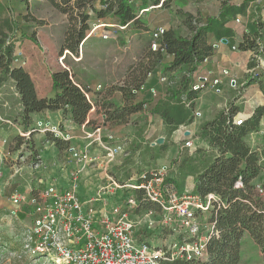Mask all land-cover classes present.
Instances as JSON below:
<instances>
[{
	"label": "trees",
	"instance_id": "trees-1",
	"mask_svg": "<svg viewBox=\"0 0 264 264\" xmlns=\"http://www.w3.org/2000/svg\"><path fill=\"white\" fill-rule=\"evenodd\" d=\"M25 0H18L23 2ZM54 7L63 13L71 15L74 24L71 25L65 35L62 45L63 50H69L78 55V48L86 38L89 29L87 23L90 18L89 10L97 18L107 16L113 21L111 23L127 25V28H140L142 17L139 12L142 9L152 7L164 8L170 0H49ZM220 10L216 15L207 16L205 24L198 27L193 25L194 18L188 14L186 17L187 27L190 34L180 36L173 29H165L160 37V49L151 52L150 64H142L141 78L135 77L134 86L124 89L122 93V104L107 106L111 110L105 111L106 120H127V117L143 109V100H135L136 93L132 89H138L148 72H151L164 57L169 58L166 70L176 71L184 68L183 74L179 76L174 86L168 87L165 98L157 100L151 107L153 114H157L163 120L168 135L173 133L179 125H187L193 121L191 102L186 107L183 99L194 100L198 91L191 89V74L196 71L205 58L213 54L211 39H226L227 44L238 49L257 50L256 36H244L243 40L236 45L233 32L226 25L238 13H243L245 3L240 6L230 4V0H219ZM160 5V6H158ZM150 8V9H152ZM1 13V10H0ZM22 13V14H21ZM19 14L27 15L20 12ZM75 15V16H73ZM18 16V14H17ZM193 18V19H192ZM196 19V18H195ZM19 19L5 18L3 23L8 30L14 34L9 40L7 33L0 28V84L7 79L14 83L15 90L19 95L21 105L20 124L24 130L33 128L32 115L40 112L60 111L62 117L70 119L74 124L81 126L85 124L90 127L94 121L90 119L92 105L85 97L84 92L78 85L82 84L73 80L68 70L62 69L51 73V93L45 97H38L34 82L28 72L22 66L12 65V55L15 48L16 33L22 36L18 24ZM144 27V26H143ZM161 27V26H158ZM30 40H35V32L27 27ZM145 30L148 27L145 26ZM3 36V37H2ZM252 70L246 76L241 89L254 84L260 77L256 70V64H248ZM175 77V76H173ZM172 77V78H173ZM171 80V78L169 77ZM78 84V85H77ZM94 99V98H93ZM239 108L230 102L225 109L220 110L208 121L201 124L198 136L203 139L211 151L202 149L195 150L194 154H186L182 159L174 158L171 164L177 165L178 172L175 176H167V182L172 183L179 191L183 192V182L188 174L193 176V189L191 193L201 198L208 194L218 196L222 205L214 209L209 217L218 230V237H212L207 246V256L203 261L189 262L182 259L162 261L161 264H237L240 259V246L242 237L248 233L253 241L264 251V198L256 191L254 179L262 172L260 154L246 141V136L256 131L260 121L264 118V105H258L252 114L240 123L235 122ZM98 110L95 108V113ZM89 120L86 122V120ZM31 126V127H30ZM33 135V132L31 133ZM17 145L26 144L32 148L29 139L26 141L22 136L12 137ZM52 141L57 147L67 142L46 133L42 143ZM35 147V145L33 146ZM165 148V144L161 145ZM38 162V160H36ZM36 162V163H37ZM239 183V184H238ZM136 211L153 208L154 205L141 200L140 193Z\"/></svg>",
	"mask_w": 264,
	"mask_h": 264
},
{
	"label": "rangeland",
	"instance_id": "rangeland-1",
	"mask_svg": "<svg viewBox=\"0 0 264 264\" xmlns=\"http://www.w3.org/2000/svg\"><path fill=\"white\" fill-rule=\"evenodd\" d=\"M249 4L248 19L246 20L245 17L242 18L240 16V23L235 25L239 28H248L250 32L254 33L255 30L264 29V0H250ZM219 6V0H170L168 6L164 8L150 7L152 9L149 8V12H139V16L141 15L142 17L140 28H126L125 30L102 25L113 21L109 16L97 18L89 10L90 18L87 21L89 29L86 31L85 41L78 48V55L71 53L69 50L62 49L64 35L67 29L74 24L71 15L58 10L49 0H25L23 2H18V0H0V28L2 27L4 33L8 32L6 35L10 37L9 40H12L14 34L8 30L3 21L5 18H10L11 20L19 19L18 24L22 31V36L16 33L17 39L15 41L17 42L15 46L23 53L26 64L22 67L26 68L25 70L28 74L30 72L33 77V82L37 86L36 94L38 97L51 92V73L65 69L70 72L75 82L91 88L94 106L99 114L100 111L105 112L103 106L106 107L107 105L103 103L106 101L114 103L115 106L120 105L122 102L121 94L118 92L119 89L133 87L135 77L141 78L143 71L141 65L150 64L152 61L153 56L151 52L154 51L151 49V43L154 39L153 34L158 26L163 27L164 30L171 28L180 36H188L190 32L186 25V20L188 19L186 15L190 14L196 22L205 24V18L213 16L219 9ZM20 12L27 13V15L22 17V13L19 14ZM145 26L148 27V30L144 29ZM27 27H31L32 31L35 32L36 41L29 39L28 34L30 31L26 29ZM92 30L93 32L90 33ZM106 34H108V37ZM260 37L262 38V34ZM258 56L264 61L263 42H260L258 52L255 50L253 56H250V58L245 57L244 61L247 60L248 64H256L260 60ZM168 63L169 58L164 57L161 62L156 63L157 65L151 72L146 74L141 83L149 86L148 88L154 87L159 78L165 75L175 82L173 85L166 84V86L169 88L174 86L177 82L176 78H179L185 69L182 67L176 71L166 70ZM12 65L18 66L17 64ZM256 70L258 71L259 69ZM2 85L1 90L5 94L8 104L0 106V118L4 119V121L0 120V253L3 251L1 246L10 240H15L24 226L29 223L26 213H20L18 217H11L8 214L11 193L17 189L27 195L33 187H36L34 186V182H36L34 179L38 177L40 184L46 183L47 179L45 180V178H48L53 183L59 184L60 182L63 186L66 185L68 187L70 181L69 174L76 167L75 162L68 153L67 145L62 143L57 147L52 141L42 143L46 134L34 132L29 137H23L26 141L29 139L32 148L27 147L26 144L17 145V142L12 140L13 136L19 135V130L16 126L21 121L18 118L20 102L14 83L10 79H7ZM168 87H164L162 92H165ZM154 88L156 90L159 89ZM255 95H257L255 89L245 92L248 102L253 101ZM142 97L148 98L149 94L144 93ZM103 98L104 102L102 101ZM2 108H7V112L5 113ZM98 114H92L91 119L96 121ZM137 119H139L137 114H131L127 117V121L123 120L122 123L137 124ZM142 119L146 120V118ZM60 124L63 127V123ZM67 129L74 136L80 134L77 129L71 127ZM158 132L160 133V137L164 138L163 142H165L171 152H175L176 145H178L177 149H179V146H182L186 142L182 132H177L172 137L165 133L163 129L156 131L155 134H152V132L144 133L145 141L153 139ZM117 134L122 136L124 133L121 134L119 131ZM258 134L253 135V141L249 139L248 143L251 144L252 148H258L262 172L257 178L256 185L264 189V131L262 134ZM74 140L73 143H70L71 145H78L81 142L77 139ZM34 145L35 147H33ZM125 152L124 147V152L116 158L119 156H122V159L126 158L123 156ZM36 162L38 166H36ZM155 167L152 166L151 169ZM90 168L92 169L93 178L98 177L95 174L100 175L102 172L99 166H92ZM114 168L112 167L109 170V174L115 179L114 172L116 171ZM127 172V176L124 173L121 179H126L129 176L135 178L139 173L138 170H128ZM118 173L116 172V175H119ZM171 175L175 176L173 172H171ZM86 186L88 187V185ZM87 187L78 183L77 193L85 199L92 194L88 191L89 187ZM183 191L188 192L189 190L183 186ZM122 192L123 196L130 193L129 190L125 189ZM137 215H140V213H137ZM196 215L197 220L200 222L209 219V214ZM135 236L139 241H149L156 248H166L175 239V234L168 229L161 232H147L143 224L138 226ZM10 263L13 264V262ZM237 264H264V251L259 248L250 236L241 241L240 259Z\"/></svg>",
	"mask_w": 264,
	"mask_h": 264
},
{
	"label": "built area",
	"instance_id": "built-area-1",
	"mask_svg": "<svg viewBox=\"0 0 264 264\" xmlns=\"http://www.w3.org/2000/svg\"><path fill=\"white\" fill-rule=\"evenodd\" d=\"M144 11L147 9H142L140 13ZM200 24L193 20V25H204ZM102 25L119 30L127 28V25L120 24ZM163 31V27H158L154 32L151 43L153 51L161 48L159 42ZM222 43H227L226 39L216 40L212 48ZM12 64H26L23 53L17 46L13 51ZM210 73L196 76L191 74V89L201 91L209 87L215 93H221L222 80L220 77L210 79ZM221 74L228 76L229 71L222 69ZM160 81L167 85L175 83L165 75L160 77ZM228 83L234 87L236 82L234 78H229ZM78 86L92 105L91 119L95 113L91 88ZM144 87L143 84L138 89H132V92L137 94ZM148 92L151 99L156 98L157 91L154 87L148 88ZM192 101L182 100L185 106H190ZM147 107L148 103L145 102L143 108ZM194 115L200 116L201 113L196 111ZM106 118V113L100 112L98 119L93 120L90 127L85 124L80 126L78 136H74L68 127H61L48 119L37 120L29 130H19L22 137H29L32 132H49L67 143L77 139L83 145L67 146L76 167L69 174L70 181L66 189L46 184L43 189H32L27 195L17 189L11 193L8 214L18 217L20 213H26L29 223L15 240L1 246L3 251L0 253V264H161L162 261L175 259L196 262L206 258L209 240L219 234L212 220L200 222L196 214H209L210 217L213 204L217 203V207L222 205L218 196L208 194L201 198L191 191L179 193L172 183L167 182L169 165L142 170L132 180H114L109 174L110 165L124 152L125 142H117L115 135L105 129ZM88 120L89 118L86 122ZM241 121L242 119L235 118L236 123ZM191 145L190 141L184 143L187 148ZM92 147L97 152H91ZM92 166L101 168L105 183L98 187L96 194L82 199L77 193L79 178ZM255 187L257 193L264 198V189L259 185ZM123 189L130 193L123 196ZM117 191L120 192L118 202L107 211V197L104 194L115 195ZM138 193L141 200L154 205L153 208L139 212L140 215L135 213L139 202ZM96 202H100L101 208H96ZM140 224L144 225L147 232L168 229L175 234V239L166 248H156L146 240L139 241L135 232Z\"/></svg>",
	"mask_w": 264,
	"mask_h": 264
},
{
	"label": "crops",
	"instance_id": "crops-1",
	"mask_svg": "<svg viewBox=\"0 0 264 264\" xmlns=\"http://www.w3.org/2000/svg\"><path fill=\"white\" fill-rule=\"evenodd\" d=\"M243 3H245L244 12L236 14L227 23L226 26L228 28H230L233 32V39L235 42L234 45L241 42L243 40L244 36H246V35H248L249 37H252L253 35H255L256 40H257L256 44H258V49H259L260 42L264 43V29L259 30V31L255 30V32L252 33L249 31L248 28H245V27L239 28V27H236V25H235V24L240 23V18H241L240 16H242V18L245 17L246 20L248 19V14H249L248 9L250 6V4H249L250 0H230V4H233L236 6H240ZM220 7H221V3L219 6V9L217 10L216 13H214V15H216L218 13V11L220 10ZM237 19H238V21H237ZM109 24H114V23H109ZM261 34H262V38L260 37ZM215 42H216L215 39H211V44H214ZM258 49L256 50L257 52H258ZM254 51L255 50H251V49L238 50V49H236L235 46H230L227 43L219 44L216 48L213 49V54L211 56L207 57L206 60L204 59V61L199 65L198 69L192 73L194 76H196V75H201V74H206V73L211 72L210 73V79L220 77V79L222 80V84L220 85L221 93H219V94L215 93L209 87L204 89V90L198 91L197 97L192 101V103H193L192 112H193V116H194L193 121L187 125H183V124L179 125L178 128L173 133H171L169 135V136L173 137V134L175 135V134H177V132L178 133L182 132V135L185 138V140L186 141L190 140V143L192 144L191 147L188 149H187V147H184V144L182 146H179V149H177L178 145H176L177 150L175 149V152H171V150L169 151V149H168L169 147L165 144V142L162 143V144H165V148L162 149L161 148L162 144H156V139L160 137L159 132L150 141H147V142L145 141L144 133L146 134V133L152 132V134L153 133L155 134L156 131L162 130V129H163V131H165V133H167L166 132V126H165L163 120L157 114L152 113L151 107L154 105V103L157 100L165 98V94H166L167 90L165 92H162V90L164 89V87H168V86H166V83L161 82L160 78H159L156 85L154 86L156 88H159L156 90L157 96L155 99H151V97H150L151 95L148 92L149 86H147L145 84L144 85L145 89L143 91H139L136 94L135 100H143V101L147 102L148 107L145 109L143 108L139 112L133 113V114H137L139 116V119H137V122H138L137 124H131L128 122L122 123V121H120V120H107L105 122V126H104L105 129L115 135L117 142L119 140H124L125 145H126L125 146L126 152H125V155H123L126 158L122 159V156H119L118 158H116L117 161L115 160L110 165V169H112V167L113 168L115 167L114 168L115 171L117 173L119 172L118 173L119 175H116V172H114V174H115L114 177L115 176L116 177H115V179L114 178L113 179L116 181H119V182L132 180L134 178L131 176L127 177L126 179H121V178L124 176V173H126L125 176H127L128 170H131V171L138 170V172H140L142 170L150 169L152 166L158 167L161 165H169L170 171H169L168 176H172L171 172H173L176 175L178 172V167H177V165L171 164V161L174 158L177 157L179 159H182L183 156L186 155L187 153L190 155L194 154L195 150H197V149H202L204 151H211L208 144L198 136L199 128L203 122L211 120L216 115L217 112H219L222 109H225L230 102H234V104L239 108V111H238L237 115L235 116V118H240V119L248 118L252 114V112L256 106L264 105V61H262L261 58H259V56H258V58L260 60L256 63L255 68L259 69L258 72L260 74V77L258 78V80L254 84H251V85L241 89V86L245 82L246 76L248 75V71L252 70L247 65L248 61L247 60L244 61V59H245V57L250 58V56H253ZM222 69H227L229 71V75L228 76L222 75L221 74ZM29 74H30V72H29ZM30 76H31V74H30ZM31 78L34 81L32 76H31ZM229 78L235 79L236 83H235L234 87L229 85V83H228ZM3 83L0 84V101H1L0 106L8 104L7 98L1 90V86H3L2 85ZM82 85H84V84H82ZM34 86L36 89L37 86L35 85V83H34ZM50 87H51V84H50ZM238 87H239V89H238ZM250 89H255V92L257 95H255V98L253 101L248 102V99L245 97V92L249 91ZM36 91H37V89H36ZM118 92L121 94V102H122V93L120 91H118ZM144 93H148L149 97L143 98L142 96ZM16 94L19 98L18 93H16ZM45 96H46V94L40 95V97H45ZM98 100H99V98H98ZM102 101L104 102V98L102 99ZM105 103L107 106L114 105V103H110L107 101L104 102L103 104L105 105ZM120 103H118V104H120ZM19 105H20V103H19ZM107 106L106 107L103 106L104 111H108V110L112 109V107L107 108ZM186 107H189V106H186ZM18 109H19L18 110L19 111L18 112V118H20L19 114L21 112V105H20V108L18 107ZM2 110L5 113L7 112V108H2ZM196 111H199L201 113V115L195 116L194 112H196ZM100 112H102V111H100ZM93 115H94V113H93ZM142 118H146V120H144ZM41 119L42 120L48 119L54 124L63 123V127H71L73 129H77L80 132V126L74 124L70 119L62 117L60 111H56V112L45 111V112L33 114L32 115L33 123L31 126H34L35 122L37 120H41ZM0 120L4 121V119L2 120L1 118H0ZM60 125H62V124H60ZM123 125H126V126H123ZM16 128L18 130L25 131L20 123H19V125L16 126ZM119 131L121 132V134L122 133H124V134H122V136H119L117 134V132L119 133ZM263 131H264V118L261 119L258 129L256 131L249 133L246 136L247 143H248L249 139H251L253 141V139H254L253 135H255V134L259 135L258 133L262 134ZM256 137H258V136H256ZM187 139H189V140H187ZM74 141L75 140H73L71 143H73ZM46 142H48V141H46ZM69 144L70 143L68 142L67 146ZM78 145L82 146L83 144L81 142H79ZM249 145L251 146V144H249ZM255 149L257 150L258 148H255ZM90 151L91 152H97L94 150V147H92L90 149ZM172 153H174V154H172ZM160 154H162V156H160ZM169 155H171V156H169ZM160 160H162V162H160ZM95 176H98V177L93 178L92 177V169L88 168L85 172H83L80 175L79 182H78L84 187H87L86 185H88V187L90 185H92L88 189V191L92 193V194H90L91 196L96 194L98 187L102 183H105V178H104L103 172H101L100 175L95 174ZM257 178H255L253 180L255 184L257 183ZM38 179H39V177L34 179L36 181V182H34L35 183L34 186H36V187H33L32 188L33 190L43 189L46 184H53V185L56 184L55 186L58 187L59 189H62V188L66 189V187H67L66 185L63 186L62 184H60V182H59V184L53 183V181H49L48 178H45V180L47 179L46 183L43 182L40 184V181ZM84 182H85V184H84ZM184 182L185 183L183 184V186L185 188H187L189 191H191L193 189V176L188 174L186 176V178L184 179ZM119 194H120L119 191H117V194H115V195H110V193H107L106 195L104 194V196L107 197V204L105 207L107 211L109 209H111L112 206L116 204V202H118L117 197H119ZM81 198L85 199L84 197H81ZM96 208H98V209L101 208L100 202H96ZM137 213H139V211H137ZM246 237H249L248 233H245L243 235L242 241Z\"/></svg>",
	"mask_w": 264,
	"mask_h": 264
},
{
	"label": "water",
	"instance_id": "water-1",
	"mask_svg": "<svg viewBox=\"0 0 264 264\" xmlns=\"http://www.w3.org/2000/svg\"><path fill=\"white\" fill-rule=\"evenodd\" d=\"M81 45H82V43H81ZM163 138L162 137H159V138H157L156 139V144H162L163 143Z\"/></svg>",
	"mask_w": 264,
	"mask_h": 264
}]
</instances>
